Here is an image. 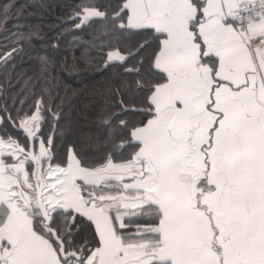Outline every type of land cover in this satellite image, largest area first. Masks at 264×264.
Returning <instances> with one entry per match:
<instances>
[{
	"label": "crops",
	"instance_id": "1",
	"mask_svg": "<svg viewBox=\"0 0 264 264\" xmlns=\"http://www.w3.org/2000/svg\"><path fill=\"white\" fill-rule=\"evenodd\" d=\"M238 1L124 0L125 25L159 36L165 75L136 151L94 169L70 152L34 172L49 210L83 217L97 245L78 259L36 228L22 159L0 139V264H264V19L236 26Z\"/></svg>",
	"mask_w": 264,
	"mask_h": 264
},
{
	"label": "trees",
	"instance_id": "2",
	"mask_svg": "<svg viewBox=\"0 0 264 264\" xmlns=\"http://www.w3.org/2000/svg\"><path fill=\"white\" fill-rule=\"evenodd\" d=\"M88 10L99 15L83 20ZM125 17L124 0H0V139L27 149L18 126L38 111L34 143L48 147L49 165L65 168L70 152L87 169L129 161L131 133L152 116L149 97L165 75L154 66L159 36L128 28ZM34 212L36 228H49L78 259L96 247L83 217L52 209L43 228Z\"/></svg>",
	"mask_w": 264,
	"mask_h": 264
},
{
	"label": "rangeland",
	"instance_id": "3",
	"mask_svg": "<svg viewBox=\"0 0 264 264\" xmlns=\"http://www.w3.org/2000/svg\"><path fill=\"white\" fill-rule=\"evenodd\" d=\"M89 12H91V10L87 11V13H89ZM87 13L84 14V16L82 18L83 20L87 18V16H88ZM40 120H41L40 113L38 111H36L33 115L22 119L20 124H21V126L31 130V132L37 133V131L40 128V125H39ZM2 141L4 143V146H6L7 149H9L10 146L11 147L13 146L14 151L17 150L15 144L12 141L7 140V139L2 140ZM13 154H14V156L19 155V153H18V155L16 153H13ZM45 154L49 156L48 147L44 144V142L41 139H38L36 141V145H35V155L38 157V164L37 165L35 163L30 164L29 162L22 159V162H23L22 166H24V167H22V170L26 171V179H25V182L24 181L21 182L20 188L22 189L23 193H25V195L27 197L26 198L23 194V198L30 205L36 204L35 203V197L33 196V184L31 182L32 180H31L30 174H31L32 169L35 168V170H37L36 176L38 177V175H39V180L41 181V178H40L41 172L44 171V173H45V168L49 164V159H48L49 157L46 158ZM15 173H16V171H15ZM42 183H43V181H42ZM31 214L34 218L37 217V215H38V213L34 212V211H31ZM39 225L43 228L45 227L43 221H41V220L39 221Z\"/></svg>",
	"mask_w": 264,
	"mask_h": 264
},
{
	"label": "water",
	"instance_id": "4",
	"mask_svg": "<svg viewBox=\"0 0 264 264\" xmlns=\"http://www.w3.org/2000/svg\"><path fill=\"white\" fill-rule=\"evenodd\" d=\"M260 54L264 56V47L260 50ZM18 130L22 131L26 134L29 146L27 149L21 148L18 143H15L16 151L20 154V157L24 159L27 162L36 163L38 161V157L35 155V135L36 133L31 132V130L21 126L19 124ZM34 179V195H35V205H30L26 202V200L23 198L22 194L20 193L18 196V199L20 203L22 204L23 208L25 210H34L39 212L40 218L43 220V223L45 226H48L51 223L52 217L49 214V208L44 204L43 202V196L45 195L44 191L46 188V181L44 180L43 183L40 185L38 181L35 180V175H33Z\"/></svg>",
	"mask_w": 264,
	"mask_h": 264
},
{
	"label": "built area",
	"instance_id": "5",
	"mask_svg": "<svg viewBox=\"0 0 264 264\" xmlns=\"http://www.w3.org/2000/svg\"><path fill=\"white\" fill-rule=\"evenodd\" d=\"M231 19L238 27H246L264 19V0H239L231 12Z\"/></svg>",
	"mask_w": 264,
	"mask_h": 264
}]
</instances>
